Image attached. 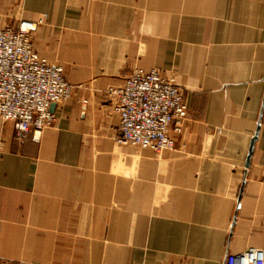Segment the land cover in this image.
<instances>
[{"label":"crops","instance_id":"obj_1","mask_svg":"<svg viewBox=\"0 0 264 264\" xmlns=\"http://www.w3.org/2000/svg\"><path fill=\"white\" fill-rule=\"evenodd\" d=\"M81 89L18 140L0 120V264H223L264 252V0H0ZM173 75L174 149L123 145L110 88ZM82 100H87L82 110Z\"/></svg>","mask_w":264,"mask_h":264},{"label":"built area","instance_id":"obj_2","mask_svg":"<svg viewBox=\"0 0 264 264\" xmlns=\"http://www.w3.org/2000/svg\"><path fill=\"white\" fill-rule=\"evenodd\" d=\"M43 20H22L15 28L0 30V120L14 124L15 136L23 140L54 124L52 105L70 99L82 86L70 84L61 66L41 57L32 34ZM106 96L114 101L119 118V139L123 145L160 153L174 149L170 129L179 132L187 116L182 89L175 78L158 70L134 71L121 87L110 88ZM82 110L88 104L82 100ZM223 264H264V252L248 249L229 254Z\"/></svg>","mask_w":264,"mask_h":264},{"label":"rangeland","instance_id":"obj_3","mask_svg":"<svg viewBox=\"0 0 264 264\" xmlns=\"http://www.w3.org/2000/svg\"><path fill=\"white\" fill-rule=\"evenodd\" d=\"M159 71V70H158ZM162 75H164L165 77H173V75H166V74H164V72H162V71H159ZM174 78V77H173Z\"/></svg>","mask_w":264,"mask_h":264},{"label":"water","instance_id":"obj_4","mask_svg":"<svg viewBox=\"0 0 264 264\" xmlns=\"http://www.w3.org/2000/svg\"><path fill=\"white\" fill-rule=\"evenodd\" d=\"M54 105L51 106V110L53 109Z\"/></svg>","mask_w":264,"mask_h":264}]
</instances>
